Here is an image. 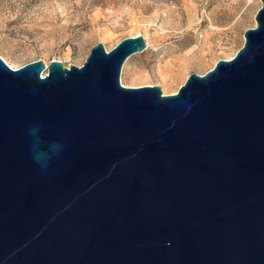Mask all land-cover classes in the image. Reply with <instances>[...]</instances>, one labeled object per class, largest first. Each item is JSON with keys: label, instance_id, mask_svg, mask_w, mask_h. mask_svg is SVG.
Returning <instances> with one entry per match:
<instances>
[{"label": "water", "instance_id": "obj_1", "mask_svg": "<svg viewBox=\"0 0 264 264\" xmlns=\"http://www.w3.org/2000/svg\"><path fill=\"white\" fill-rule=\"evenodd\" d=\"M261 2L173 94L121 83L142 35L81 66L0 56V264H264Z\"/></svg>", "mask_w": 264, "mask_h": 264}, {"label": "rangeland", "instance_id": "obj_2", "mask_svg": "<svg viewBox=\"0 0 264 264\" xmlns=\"http://www.w3.org/2000/svg\"><path fill=\"white\" fill-rule=\"evenodd\" d=\"M261 0H0V56L15 68L42 60L81 66L98 42L110 50L142 35L121 83L173 94L191 73L232 57L257 25ZM6 62V63H7Z\"/></svg>", "mask_w": 264, "mask_h": 264}, {"label": "bare ground", "instance_id": "obj_3", "mask_svg": "<svg viewBox=\"0 0 264 264\" xmlns=\"http://www.w3.org/2000/svg\"><path fill=\"white\" fill-rule=\"evenodd\" d=\"M231 57L227 58L230 59ZM7 62V61H6ZM8 63V62H7ZM9 66H11L12 68H15L13 65H11L10 63H8ZM47 72V70L45 71V73Z\"/></svg>", "mask_w": 264, "mask_h": 264}]
</instances>
